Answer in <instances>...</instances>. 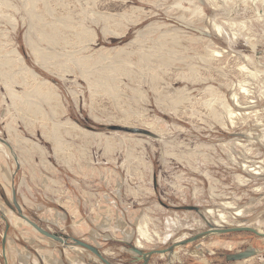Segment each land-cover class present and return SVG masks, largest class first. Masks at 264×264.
Instances as JSON below:
<instances>
[{"label":"rangeland","instance_id":"rangeland-1","mask_svg":"<svg viewBox=\"0 0 264 264\" xmlns=\"http://www.w3.org/2000/svg\"><path fill=\"white\" fill-rule=\"evenodd\" d=\"M0 196L8 264H104L72 239L131 264L207 223L264 233V0H0ZM250 249L264 238L208 235L149 264Z\"/></svg>","mask_w":264,"mask_h":264},{"label":"water","instance_id":"water-1","mask_svg":"<svg viewBox=\"0 0 264 264\" xmlns=\"http://www.w3.org/2000/svg\"><path fill=\"white\" fill-rule=\"evenodd\" d=\"M109 130H113V131H123V132H127V133H133V134H137V135H143V136H147V137H150V138H156V136L147 131V130H144V129H138V128H126V127H121V126H116V127H110ZM15 194V193H13ZM6 204L9 208H11V205L9 204V202L6 201ZM174 209H176L177 211H195L199 214H202V211L199 207H196V206H185V207H175ZM2 218H4V220H6L5 218V214H2L1 215ZM19 217L22 218L27 224L31 225L35 230H37L38 232H40L43 236H46L50 239H53V240H60L62 241V239H60L58 237V235H54V234H51L45 230H43L41 227H39L38 224H36L35 222L31 221L30 219H28L27 217L23 216L22 213H21V210H19ZM7 221V220H6ZM242 224H239L238 226L239 227H235V228H224L223 225H221L220 227H213L215 225H210V230L207 231V232H203L201 234H198L194 237H191V238H187V239H184V240H181V241H178L176 242L173 246H171L170 248H167V249H163V250H152L150 252H143L142 250H139L138 248H134V252L141 256L144 260V264H149L150 262V259L152 256L154 255H166V254H171V253H174V251L178 248H181L183 246H186L188 244H191V243H194L196 241H198L199 239H201L202 237L204 236H208V235H215V234H229V233H243V232H246V233H251V234H254L255 236L257 237H260V238H264V233L262 232H259L257 231L256 229L254 228H251V227H248V226H245V227H241ZM7 228H6V233H5V236H4V241H3V254L5 255V251H6V238H7V231L9 230V227L10 225L9 224H6ZM66 237V236H64ZM67 238V237H66ZM74 243L77 245V246H80L84 249H87V250H90L91 252H94L95 254H97V256L103 261V263L105 264H110L94 247H92L91 245L85 243V242H82L80 240H75ZM257 254L256 251H253V250H248V251H245L243 253H240V254H236V255H233V256H227L228 260L229 261H239V260H244V259H247L249 257H253Z\"/></svg>","mask_w":264,"mask_h":264},{"label":"crops","instance_id":"crops-1","mask_svg":"<svg viewBox=\"0 0 264 264\" xmlns=\"http://www.w3.org/2000/svg\"><path fill=\"white\" fill-rule=\"evenodd\" d=\"M1 197V196H0ZM2 214H4L3 213V210H1L0 209V220L1 221H5L6 222V224H7V221L6 220H4V218H2ZM5 217H6V215H5ZM6 228H7V226H6ZM6 228H5V231H6ZM10 228L11 227H9V230L7 231V238H6V247L7 246H9V245H11V240L10 239H8V232L10 231ZM6 233V232H5ZM5 233L3 234V236H1V243H2V252H3V241H4V236H5ZM7 250V249H6ZM257 252V251H256ZM10 253V252H9ZM258 253V252H257ZM11 254V253H10ZM12 256V255H11ZM10 256V257H11ZM2 258H3V260L2 259H0V264H8V261H7V259H6V251H5V255L3 254V256H2ZM13 260V261H12ZM12 260H11V262H15L16 260H14V258L12 257ZM241 261H243V262H241ZM20 263H22V264H25V263H23L22 261L21 262H19L18 264H20ZM198 263V262H197ZM26 264H28L27 262H26ZM208 264H220V263H208ZM232 264H234V263H232ZM235 264H264V257H261V256H258V254H256L255 256H253V257H249V258H247V259H244V260H239L238 261V263H235Z\"/></svg>","mask_w":264,"mask_h":264},{"label":"flooded vegetation","instance_id":"flooded-vegetation-1","mask_svg":"<svg viewBox=\"0 0 264 264\" xmlns=\"http://www.w3.org/2000/svg\"><path fill=\"white\" fill-rule=\"evenodd\" d=\"M8 202V200L7 199H5V202ZM10 204V203H9ZM11 205V208H9V209H11V210H13V211H15L18 215H19V210H21V213H22V215L23 216H25V217H27L28 219H30L26 214H25V211H24V209L20 206V204H19V202H18V199H17V196H16V194H13V197H12V204H10ZM31 220V219H30ZM32 221V220H31ZM208 224V226H210L211 225V223H207ZM217 226V225H216ZM39 227H41V226H39ZM43 230H45L43 227H41ZM210 230V229H209ZM208 230V231H209ZM46 231V230H45ZM204 232H207V231H204ZM201 233H203V232H201ZM201 233H199V234H201ZM54 235H56L55 233H54ZM198 235V234H197ZM196 236V235H195ZM67 237V239H71V237L70 236H66ZM194 237V236H193ZM72 240H76V239H72ZM250 250H252V249H250ZM90 251V250H89ZM253 251H256V250H253ZM91 252V251H90ZM240 253H243V251H241V252H239V253H237V254H240ZM95 254V253H94ZM233 255H236V254H232V255H229V256H233ZM110 264H112L105 256H103ZM153 257V256H152ZM151 257V258H152ZM151 260V259H150ZM227 260H228V258H227ZM131 264H144V260H143V258L141 257V256H135L134 257V259H132L131 261ZM89 264H97L96 262H89ZM105 264V263H104Z\"/></svg>","mask_w":264,"mask_h":264},{"label":"bare ground","instance_id":"bare-ground-1","mask_svg":"<svg viewBox=\"0 0 264 264\" xmlns=\"http://www.w3.org/2000/svg\"><path fill=\"white\" fill-rule=\"evenodd\" d=\"M26 2H28L29 4H36L38 1H43V0H25ZM212 1V0H211ZM2 2V1H1ZM47 3V2H46ZM204 3V2H203ZM208 3V2H207ZM27 4V3H26ZM6 7H8L7 5H6V3L4 4ZM3 5V6H4ZM257 10V9H256ZM32 12V11H31ZM262 14H263V12H262ZM29 15H30V17L32 18L35 14H33V13H30V11H29ZM4 17V16H3ZM37 18V17H36ZM39 28V27H38ZM42 30V29H41ZM33 31V30H32ZM173 44H175V43H173ZM30 45H31V47H32V49H33V51L34 52H36V53H39L40 52V50H39V48H37V46H35L34 45V43L32 42V41H30ZM176 46H178V45H176ZM172 47V46H171ZM150 59H151V57H150ZM154 79V78H153ZM174 104H177L176 103V101H174L173 102ZM172 107H174V105L172 106ZM174 109V108H173ZM14 128V127H13ZM10 131H11V129H10ZM17 132V131H16ZM59 141V140H58ZM60 143V142H59ZM56 144V143H55ZM61 144V143H60ZM60 147V146H59ZM130 156V155H129ZM233 217V216H232ZM139 235H140V237L142 238V239H149V235H148V232L145 230V228H143L142 226L139 228Z\"/></svg>","mask_w":264,"mask_h":264}]
</instances>
